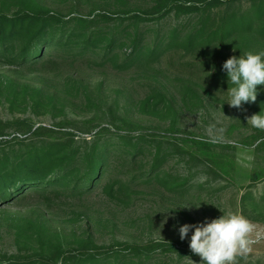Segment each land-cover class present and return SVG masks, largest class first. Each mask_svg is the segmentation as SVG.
I'll list each match as a JSON object with an SVG mask.
<instances>
[{"label": "rangeland", "instance_id": "1", "mask_svg": "<svg viewBox=\"0 0 264 264\" xmlns=\"http://www.w3.org/2000/svg\"><path fill=\"white\" fill-rule=\"evenodd\" d=\"M38 1L66 15L114 9L138 12L153 4V0ZM215 1L220 3L193 14L173 11L159 22H142L145 44L179 30L175 41L150 62L117 67L130 53L125 47L116 61L105 64L90 57L63 62L56 69L0 66V139L8 140L9 146L71 135L82 144L102 127H110L106 136L114 141L117 132H130L133 139L146 137L145 149L134 161L124 154L113 156V175L124 181L121 189L115 184L85 195L34 193L18 204L1 206L0 262L16 256L22 264L58 251L108 255L119 250L128 255L126 244L173 242L176 248L167 253L157 250L151 264H191L190 259L199 264L200 257L189 249L192 233L181 241L179 226L238 214L254 225L250 239L255 243L233 264H264V131L246 120L264 111V86H258L255 103L244 105L246 111L232 108L222 69L230 56L264 51L259 34L264 29V0ZM16 4L0 0L5 11L16 10ZM246 16L244 26L251 30L223 36L221 29L217 37L211 36L226 21ZM201 27L205 36L193 45L184 43ZM68 82L83 88L67 92L63 89ZM154 92L164 95L151 99L159 106L143 109L142 103ZM30 126L46 129L34 136ZM198 204V209L193 206ZM184 205L192 207L179 208Z\"/></svg>", "mask_w": 264, "mask_h": 264}, {"label": "trees", "instance_id": "2", "mask_svg": "<svg viewBox=\"0 0 264 264\" xmlns=\"http://www.w3.org/2000/svg\"><path fill=\"white\" fill-rule=\"evenodd\" d=\"M16 2L17 9L14 11H5L0 6V66L18 69L47 65L56 69L63 62L90 57H96L105 64L116 61L125 47L130 48V53H125V59L117 67L124 69L128 65L150 62L162 53V48L175 41L179 30H172L162 39L155 38L145 44L140 31L142 22H159L173 11L193 14L220 3L215 0H153L148 9L138 12L114 9L66 15L51 10L38 0ZM246 22L247 16L230 19L211 36L217 37L215 35L221 29L223 36L236 30H251L244 26ZM259 34L264 37V29ZM205 35L204 28H198L185 37L184 43L193 45L198 37ZM79 86L68 82L63 90H82ZM163 97L161 93L154 92L152 98L142 103V108L156 109L160 103L153 104L151 99ZM166 107L171 109L170 105ZM32 129L30 126L29 130ZM45 129L38 126L32 133L35 136ZM110 131V127H102L91 139H84L82 144L75 139V135H71L53 141L32 139L16 148L1 138L0 207L18 204L34 193L85 195L97 187L110 190L118 184L120 189L123 188V179L113 175V156L124 154L126 159L134 161L137 154L145 149L146 137L139 135L133 139L130 132H117V140L114 141L106 136ZM0 136L3 134L0 133ZM153 166L156 167L155 164ZM167 176V179L171 177ZM158 177L157 174L156 179ZM175 248L173 242H161L156 246L126 244V250L131 253L128 255L119 250L108 255L92 251L66 255L64 251H58L52 257L38 256L22 264H151L157 250L167 253ZM20 260V257L14 256L0 264H21Z\"/></svg>", "mask_w": 264, "mask_h": 264}, {"label": "clouds", "instance_id": "3", "mask_svg": "<svg viewBox=\"0 0 264 264\" xmlns=\"http://www.w3.org/2000/svg\"><path fill=\"white\" fill-rule=\"evenodd\" d=\"M222 69L228 78L227 104L232 108L246 111L244 105L255 103L259 92L258 86H264V51L258 53L247 51L238 57L230 56L223 63ZM262 112L264 111L246 117L247 124L264 131ZM193 206L198 209L200 204ZM191 207L184 205L179 208ZM166 222L167 218L160 227L163 228ZM253 230L254 225L246 217L223 214L219 218L205 219L198 224H183L179 226L178 233L181 241L192 233L189 249L200 257L199 264H233L238 254L251 250L250 245L255 243L250 239ZM190 261L191 264H196L192 259Z\"/></svg>", "mask_w": 264, "mask_h": 264}]
</instances>
